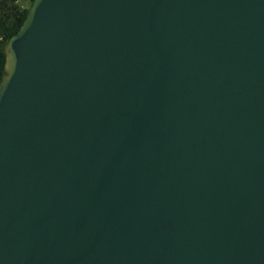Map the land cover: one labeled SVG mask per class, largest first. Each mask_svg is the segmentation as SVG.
<instances>
[{
	"label": "water",
	"instance_id": "95a60500",
	"mask_svg": "<svg viewBox=\"0 0 264 264\" xmlns=\"http://www.w3.org/2000/svg\"><path fill=\"white\" fill-rule=\"evenodd\" d=\"M0 78V264H264V0H31Z\"/></svg>",
	"mask_w": 264,
	"mask_h": 264
},
{
	"label": "trees",
	"instance_id": "16d2710c",
	"mask_svg": "<svg viewBox=\"0 0 264 264\" xmlns=\"http://www.w3.org/2000/svg\"><path fill=\"white\" fill-rule=\"evenodd\" d=\"M26 9L27 7L18 8L12 5V0H0V78L6 61L5 43L22 23L26 15Z\"/></svg>",
	"mask_w": 264,
	"mask_h": 264
},
{
	"label": "rangeland",
	"instance_id": "374dc122",
	"mask_svg": "<svg viewBox=\"0 0 264 264\" xmlns=\"http://www.w3.org/2000/svg\"><path fill=\"white\" fill-rule=\"evenodd\" d=\"M12 5H15L18 8H24L29 5V0H12Z\"/></svg>",
	"mask_w": 264,
	"mask_h": 264
}]
</instances>
